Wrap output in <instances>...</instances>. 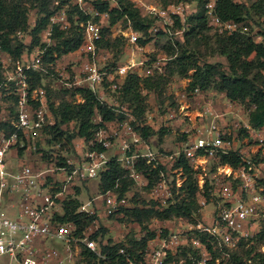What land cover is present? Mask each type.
Listing matches in <instances>:
<instances>
[{
	"label": "built area",
	"instance_id": "obj_1",
	"mask_svg": "<svg viewBox=\"0 0 264 264\" xmlns=\"http://www.w3.org/2000/svg\"><path fill=\"white\" fill-rule=\"evenodd\" d=\"M97 1L67 0L66 4L56 9L50 15L47 27L39 33L40 41L45 44L43 47L38 45L26 49L14 58L0 45V70L3 75L0 82V258L3 259L0 264H12L11 261L13 264H64L65 254L73 261L76 256H81L83 250L101 255L98 240L93 237L97 219L80 228L73 221L59 222L55 216L64 214V201L73 197L84 181L99 177L108 168L111 159L119 162L126 175L140 188L149 187L150 198L160 210L173 205L177 195L182 194L181 187L186 179L182 159L193 169L194 177L201 175V183L197 181L198 212L214 196L217 197L215 210L209 217L210 223L199 220L198 212L192 214V220L182 215L173 217L178 227H171L169 219L151 217L150 221L158 224L154 225V235L139 251V257L131 255L125 248H119L118 253L126 264H185L178 253L186 246L197 251L194 264H230L232 251L241 240L253 237L257 223L264 220V209L261 211L264 206L263 189L258 183V179L264 176L259 175L260 169L252 162L250 152L252 145L264 144V124L254 128L248 120L237 119L229 129L225 115L233 111L218 112L211 105L199 106L201 113L194 121L187 106L179 112L168 113V119L181 124L185 119L192 121L183 128L185 138L168 153L153 149L155 145L150 143L151 136L144 137L141 130L142 126L149 125V121L137 122L126 104L117 105L114 98L108 101L103 90L118 91L129 74L140 76L137 69L143 70L146 76L161 74L164 68L160 61L163 58L140 56L135 61L130 57L122 63L114 62L110 67L101 66L100 62L109 59L108 49L101 45L109 12L99 11L95 7ZM106 1L111 6L117 4L116 0ZM130 2L142 16L153 19L147 33H144L134 29L129 19L123 18L127 26L124 36L133 51L143 50L145 44L161 32L170 38L177 36L180 40L187 19L197 6L190 0L167 5L157 0ZM69 5L76 6L88 16L84 20H79L77 14L73 16L82 32L81 44L76 50L60 56L53 53L56 57L54 62L45 63L46 45L54 42L52 28L56 26L67 32L71 26ZM216 5L217 0H203L207 24L217 34L246 33L254 41L264 43V32L252 30L242 22L221 18L216 12ZM34 25L33 19L29 22V30ZM16 36L21 40L25 38L22 41L24 44L30 43L28 32L17 30ZM144 40L146 43H142ZM66 56L81 60L78 70L59 66L57 60ZM33 71L43 72L42 85H31ZM48 76L53 77L54 84L62 89L91 90L101 104L114 110L115 114H123V117L104 120L95 112L91 121L96 127L90 135L75 136L70 140L76 156L61 154L57 151L59 142L51 141V131L57 126V119L50 107L44 83V78ZM203 92L195 87L191 95L202 97ZM228 101L227 105L234 107L237 104ZM6 102L12 103V106ZM206 115L209 121H205ZM60 126L67 128L65 124ZM241 133L243 138L248 139L243 148L236 147L234 141ZM230 150L237 152L239 164L233 167L218 163L213 176H208L211 168H207V164L216 162L218 154ZM32 152L40 154L38 163L21 161L23 156ZM12 160L16 162L12 163ZM141 163L148 169H141ZM152 169H158V174L151 180ZM127 194L119 196L109 190L92 200H80L76 213L97 214L96 209L100 210L101 206L103 216L122 212L130 205ZM183 226L185 228H181ZM207 242L212 244V250ZM214 252L220 255L216 256ZM5 257H8V262ZM190 258L193 259L192 256Z\"/></svg>",
	"mask_w": 264,
	"mask_h": 264
},
{
	"label": "trees",
	"instance_id": "obj_2",
	"mask_svg": "<svg viewBox=\"0 0 264 264\" xmlns=\"http://www.w3.org/2000/svg\"><path fill=\"white\" fill-rule=\"evenodd\" d=\"M24 1L27 2L30 0H0V45L4 52L9 53L14 58L19 57L26 49L30 50L38 45L40 47L45 46L40 41L39 33L47 27L50 15L67 2V0H54L52 6L49 7L50 0H31L34 2L40 1L38 11L41 16L35 20V25L29 30L30 19L28 18V8L24 5ZM179 1L185 0H176V2ZM194 1L202 7V10L187 19L185 31L180 39L181 41H174L173 38L170 39L167 50L169 54L167 60L170 66L167 67V75H187L188 71L193 69L189 83L190 90L198 87L202 91H205L211 85H214L230 101L248 105V122L252 127L258 128L262 126L264 124V43L254 41L246 33L234 32L232 34L221 35L215 32L213 35H208L205 33L207 20L204 14L203 0ZM116 2V6H111L108 1L99 0L95 2V7L101 12H109L108 21L110 25L116 23L119 18L129 19L134 29L147 33V29L153 22V19L142 16L130 0H116ZM160 3L167 5L169 0H160ZM216 12L223 19L242 22L250 26L249 28L259 25L260 27L257 29L264 32V0H255L250 4L238 3L235 0H217ZM68 14L71 26L67 32L59 30L56 26L52 28L51 37L54 39V42L51 45H46V51L43 56L45 63L54 62L56 57H54L53 53L60 56L76 50L81 44L82 32L79 25L75 24L73 16L77 14L79 20H84L88 16L73 5H69ZM253 15L259 18L262 16L263 19L261 22L255 20L256 22L253 23L254 21L251 20L253 19ZM177 25L180 26L178 23ZM17 30L28 32L31 35V40L28 45L24 44L16 36ZM103 31L108 30L105 29ZM104 43L107 47L111 46L110 39L104 41ZM142 43H145V40ZM176 44L178 47H175ZM202 45L209 46L212 52H216L225 57L226 68H223L219 62L210 63L206 62L205 59L202 60L200 57ZM151 76L141 78L136 74H129L118 90L122 100L121 103L126 104L127 107L133 106V115L139 116L144 111V97L141 94L142 88L146 90L159 89L164 84L162 82L164 77ZM42 77H44L43 72L33 71L31 85H42ZM2 78L3 75L0 70V82ZM75 91L83 99L82 102H60L54 109L52 107V101L50 100V107L57 119V126L51 131V141L62 138L63 134H66L68 131H66L67 128L62 129L60 125L65 124L67 127L71 121H76L78 130L77 132L68 133V141L75 136L90 135L92 129L96 127V124L91 121L95 112H98L104 120L112 119L115 116L119 118L123 117V114H115L114 110L101 104L96 94L91 90L78 88ZM128 102L131 103L128 104ZM141 130L144 137H149L153 133L152 129L148 126H142ZM181 162L186 174L181 192L187 194V201L182 196L173 205L162 210L156 208L154 203L149 208H123L128 216L132 217L139 225H142L144 229L147 227L143 225V222L145 220L148 221L150 217L168 219L171 216L182 215L192 220V214L197 212L199 208L197 202V179L194 177V171L186 160L182 159ZM217 162L219 164H229L236 167L240 162V157L236 151L230 150L228 153L218 154ZM140 168L148 169L143 163L140 164ZM144 172H147V170ZM157 174L158 169H152L149 177L152 180V176L156 178ZM151 180L150 183L152 182ZM260 180L264 184V177L260 178ZM132 182L133 180L126 175V171L120 166L119 162L111 159L108 162V168L99 176L98 190L100 193L112 190L119 196H122L130 189ZM79 204L80 201L77 196L66 199L63 203L64 214L62 216H55V219L59 222L73 221L80 228L97 219L96 214L86 215L85 213H76ZM99 231L104 232L105 228L101 226L96 231L93 235L95 239H97ZM147 232V236L142 241H138L132 237L127 240L128 242L130 241V245L124 244L123 242L105 245L100 244L101 255L83 250L81 257L84 256L83 259L95 258L101 264L105 262L110 264H126L123 256L118 253L119 248H125L131 255L139 257V251H142L147 239L154 235L153 232ZM202 239H204L203 236ZM243 241L247 240H241L238 246ZM207 245L212 250V244L207 242ZM185 249L182 252L184 263L194 264V259L197 258V251L189 248L193 257L191 259ZM250 252L251 250H246L245 257L247 259L243 260L233 256L231 253L229 258L230 264H247L250 258L255 259L259 256L261 257L259 261L261 264H264V254L257 253L255 256H251ZM214 254L216 256L220 255L219 252H214Z\"/></svg>",
	"mask_w": 264,
	"mask_h": 264
},
{
	"label": "rangeland",
	"instance_id": "obj_3",
	"mask_svg": "<svg viewBox=\"0 0 264 264\" xmlns=\"http://www.w3.org/2000/svg\"><path fill=\"white\" fill-rule=\"evenodd\" d=\"M54 0H50L49 7L52 6ZM113 1V0H112ZM115 1V0H114ZM113 1V2H114ZM160 2V0H157ZM193 2V4L197 5L195 7V11L193 15L196 12H199L202 10V7L197 4L196 1L190 0ZM238 3H246L250 4L251 2H254L255 0H235ZM176 0H169V3H175ZM24 5L28 8V18L31 20H36L41 16L40 12L38 11L40 6V1L34 2V1H24ZM192 15V16H193ZM190 17V16H189ZM188 17V18H189ZM262 16L259 18L256 15H253V20L255 23L257 21L261 22ZM190 22V20H188ZM248 22V19H247ZM206 23V22H205ZM256 25V24H254ZM248 26V25H247ZM250 27V26H248ZM259 25L254 26L251 28L252 30H255L259 28ZM262 27V25H261ZM126 22L123 18H119V20L110 25L109 22L104 24L103 30L108 31H102L103 33V40L101 42V45L103 48L108 49L109 59L105 62H100L99 64L101 66L106 65L107 67H110L112 63L114 62H125L127 60H130V57L132 59H135V61L139 60V57H150V58H163L161 59V64L163 66V72L161 74L155 73L152 75L153 77L162 76L164 77L163 81L164 84L160 86L159 89H152V90H146L142 88L141 94L142 97H144V111L139 115H134L133 118L136 119L137 122H143V120L149 121L148 127H150L153 131L150 139V143L155 146H153V149H158L160 152L168 153L176 148V146L185 138L186 134L183 132L184 126L188 124V122L192 123V121L189 119H185L184 123H179V121H174L168 119V113L169 112H179L181 109L186 108L188 106V111L190 114V118L194 120L195 117L200 116V113L198 108L199 106L207 107V105H211L212 108L216 109L218 112H224L225 108L228 104V99L225 95H222L219 93V91L216 89L214 85H211V87L207 88L203 92L202 97H193L191 95V91L189 88V83L191 81V75L193 73V69L189 70L187 75H178V74H172L167 75L168 69L167 67L169 65V61L167 59H164L166 57H169L168 54V47L170 44V37L167 34L159 33L158 35L154 36L150 41H148L147 44H145L144 49L141 51L138 50H131L130 46L127 44V41L124 36V32L126 30ZM205 33L208 35L215 34V31L210 27L208 24H206L205 27ZM110 39V45L107 47L104 43V41ZM116 39V40H115ZM25 40V38H22V41ZM173 40L179 41V38L177 36L173 37ZM181 41V40H180ZM146 43V41H145ZM177 44L175 45V47ZM178 47V46H177ZM200 51L202 52L200 54V57L202 60L205 59L206 62L210 63H216L219 62L222 64L223 68H226V59L225 57L217 54L216 52H212L211 48L209 46L202 45ZM82 59H84V56H82ZM59 62V66L66 65L68 66V70L70 68H73L75 70H78L81 64V60L77 57L72 56H66L61 60H57ZM137 72L140 74L141 78L148 77L145 74H143V70L140 71V69H137ZM151 76V77H152ZM45 86L47 87V91L49 94V98L52 101V107L55 109L60 102H73L78 103L81 102V97L79 96V93L75 90H67L62 89L54 84V78L51 76L44 78ZM105 92L104 96L105 98L111 102V100L114 98L116 99L117 105L122 104L121 103V97L120 93L118 91H111L106 88L103 90ZM112 98V99H111ZM8 106H12V103L6 102ZM131 102H128L130 104ZM217 103L216 106L214 104ZM239 105V106H237ZM236 106H234L233 112H229L225 115L227 120V127L229 129H232L233 122L238 120H248V105L247 104H241L237 103ZM131 106V105H130ZM239 107V108H238ZM131 111L133 110V106L128 107ZM187 117V116H186ZM188 118V117H187ZM240 118V119H239ZM209 117H205V121H209ZM77 130V124L76 121H71L67 125L66 131H68L66 134H63V137L59 140H54L56 142H59V147L54 148V150L57 149L58 152L61 154H64L66 156L75 157L76 153L73 149V146L71 145V142L68 141L67 135L70 132H75ZM243 133L239 134L238 137L235 138L236 147L243 148L246 143L244 140ZM264 148V147H263ZM40 154L38 152H32L29 156H23L22 162L26 163H38L40 161ZM252 162L256 167L260 169V176H264V153L258 154V156H252L251 157ZM16 160H12V163H15ZM218 163V162H217ZM225 165V164H222ZM229 165V164H228ZM212 166V167H211ZM216 162H210L207 164V168H211L208 176H213L215 171ZM201 175L197 174L196 179L199 183H201ZM262 178V177H261ZM262 180V179H261ZM260 178L258 179L259 185L264 190V184L261 183L262 181ZM149 187H139L134 181L132 182V185L130 189L127 191V195L130 197L129 200V208L134 207H145L149 208L153 206L155 203L150 198L149 195ZM78 191L75 190L74 196H77L78 200L80 201H87L88 199L92 200L93 198H97L96 196L100 195L99 192V177H95L91 180L84 181L81 186L77 187ZM264 192V191H263ZM264 196V193H262ZM183 196V197H182ZM182 198H185L187 201V194L183 193L178 194L176 197V201L180 200ZM217 197L214 196L212 200L199 212V220L204 221L205 223H210V216H212V213L215 210V205L217 203ZM154 203V204H153ZM126 209V208H125ZM264 209V206H262L261 211ZM101 212H103V207H100V210L96 209L97 215V221H96V231L99 230V228L105 227L104 232H98L97 234V244L100 245L104 242H123L124 244L130 245V241L127 240L129 238L137 239L138 241H142L145 236H147V231L153 232V229L155 228L156 224L158 222H151L150 219L147 221L145 220L143 222V225H145L147 228L144 229L142 225H139L135 220L132 219V217H129L128 214L123 209L122 213H116L111 216H103L101 215ZM196 212V213H197ZM151 218V217H150ZM158 218V217H157ZM171 220L169 225L171 227H178L177 221L171 216L168 218ZM155 225V226H154ZM185 228V226L181 227ZM180 228V229H181ZM256 235L247 241H243L242 244H240L236 249L233 250L232 254L235 257L240 258L241 260L247 259L245 257L246 250H251L250 255L255 256V254H264V220L257 223V229L254 232ZM55 243L61 244L60 241H56ZM57 246V245H56ZM186 248V249H185ZM184 249L188 253L189 256H192L191 251H189V248L191 246H186ZM182 249L178 253V257L182 256V252L184 251ZM250 256V257H251ZM84 256H76L75 259L72 261L67 258V255H64V264H101L98 263L95 259L91 258H85ZM137 257V256H135ZM248 257V258H250ZM3 258H0V262ZM6 262L9 261L8 257L4 258ZM261 257H256L255 259H251L250 261H247V264H261L259 261ZM13 264V261H11ZM104 264H110L108 262H105Z\"/></svg>",
	"mask_w": 264,
	"mask_h": 264
},
{
	"label": "crops",
	"instance_id": "obj_4",
	"mask_svg": "<svg viewBox=\"0 0 264 264\" xmlns=\"http://www.w3.org/2000/svg\"><path fill=\"white\" fill-rule=\"evenodd\" d=\"M219 93H221L222 95H225L223 92H219ZM217 105V103H215L214 104V106H216ZM237 105V104H236ZM214 110H216V109H214ZM225 110L226 111H233L234 110V107L233 106H231V105H227V107L225 108ZM224 110V111H225ZM198 117H195L194 118V121L197 119ZM244 140H245V143L247 144L248 142V139L245 137L244 138ZM246 146V145H245ZM264 144L263 145H252L251 147H250V152H251V154H252V156H258V154H262V153H264ZM218 160V159H217ZM218 163H217V161H216V165H217ZM228 165V164H227ZM100 213H101V211H100ZM122 213V212H121ZM102 215V214H101ZM105 217H107V216H105ZM105 228V227H104ZM111 244V243H113V242H104V243H102V245H105V244Z\"/></svg>",
	"mask_w": 264,
	"mask_h": 264
}]
</instances>
